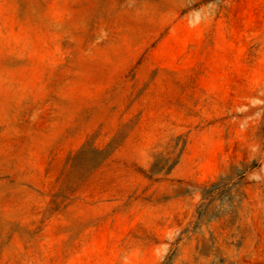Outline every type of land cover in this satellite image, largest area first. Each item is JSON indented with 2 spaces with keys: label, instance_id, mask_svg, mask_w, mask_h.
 I'll return each mask as SVG.
<instances>
[{
  "label": "rangeland",
  "instance_id": "1",
  "mask_svg": "<svg viewBox=\"0 0 264 264\" xmlns=\"http://www.w3.org/2000/svg\"><path fill=\"white\" fill-rule=\"evenodd\" d=\"M0 264H264V0H0Z\"/></svg>",
  "mask_w": 264,
  "mask_h": 264
}]
</instances>
